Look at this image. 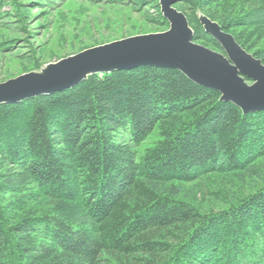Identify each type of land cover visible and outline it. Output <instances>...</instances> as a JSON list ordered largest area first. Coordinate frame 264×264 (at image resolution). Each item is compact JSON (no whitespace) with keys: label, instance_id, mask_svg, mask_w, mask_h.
I'll return each mask as SVG.
<instances>
[{"label":"trees","instance_id":"16d2710c","mask_svg":"<svg viewBox=\"0 0 264 264\" xmlns=\"http://www.w3.org/2000/svg\"><path fill=\"white\" fill-rule=\"evenodd\" d=\"M85 1L170 27L159 0ZM231 1L179 8L195 42L224 53L202 11L264 64V0L212 11ZM0 264H264V111L155 67L1 105Z\"/></svg>","mask_w":264,"mask_h":264},{"label":"water","instance_id":"95a60500","mask_svg":"<svg viewBox=\"0 0 264 264\" xmlns=\"http://www.w3.org/2000/svg\"><path fill=\"white\" fill-rule=\"evenodd\" d=\"M178 0H159L169 30L137 35L84 50L39 71L0 84V106L71 89L89 77L140 67L177 70L192 82L221 94L245 114L264 111V64L202 13L200 24L222 47L220 53L194 41V30ZM251 82V84L249 83Z\"/></svg>","mask_w":264,"mask_h":264},{"label":"rangeland","instance_id":"374dc122","mask_svg":"<svg viewBox=\"0 0 264 264\" xmlns=\"http://www.w3.org/2000/svg\"><path fill=\"white\" fill-rule=\"evenodd\" d=\"M46 3V0H16L9 2L1 10L4 17L0 22V45L5 43L6 46H0V84L39 71L46 65L90 48L137 35L169 30L145 22V14L155 15V10L149 7H146L148 13L145 10L140 13L137 6H95L85 0H55L54 3ZM239 4L241 0L221 3L212 11H228ZM18 5H21L19 8L22 9V16L17 14ZM174 8L181 10L179 0ZM199 13L204 14L198 11L197 16ZM36 64L40 68L35 70L33 65ZM158 139L159 136L154 135L141 145L140 151L152 147Z\"/></svg>","mask_w":264,"mask_h":264}]
</instances>
